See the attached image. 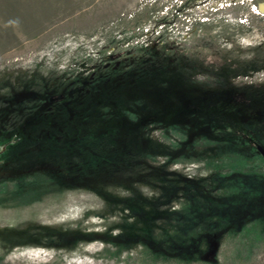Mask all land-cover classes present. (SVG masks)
I'll return each instance as SVG.
<instances>
[{"label":"rangeland","instance_id":"obj_1","mask_svg":"<svg viewBox=\"0 0 264 264\" xmlns=\"http://www.w3.org/2000/svg\"><path fill=\"white\" fill-rule=\"evenodd\" d=\"M263 90L264 0H0V264H264ZM196 202L210 260L116 243Z\"/></svg>","mask_w":264,"mask_h":264},{"label":"trees","instance_id":"obj_2","mask_svg":"<svg viewBox=\"0 0 264 264\" xmlns=\"http://www.w3.org/2000/svg\"><path fill=\"white\" fill-rule=\"evenodd\" d=\"M225 73V70L223 69L221 74ZM233 91V90H232ZM242 91V90H241ZM233 93V92H232ZM231 93V94H232ZM245 94H248L247 92H244ZM244 93L242 92L241 96L239 97L243 102H248L250 100L249 97L245 96ZM261 95L264 96V90L260 92ZM227 99L221 98V100H218V104L222 105L224 101H227L228 99L231 101H234V98L232 95L228 94ZM204 103V102H203ZM214 104V103H213ZM212 105V104H211ZM20 133L24 130L23 128L20 129ZM250 134L241 133L239 135L243 136V139L248 140L251 142L253 139L254 141L257 139L258 142L262 143L264 145V137L261 136L259 132H253L255 137L253 136V133L250 132ZM251 139H249V138ZM229 142V141H228ZM228 142H222L221 144L224 145L225 147V152L226 156L229 157V160L233 157H238V156H244L248 155L247 149H243L240 146H237L234 144V146H229ZM252 143V142H251ZM247 150V151H245ZM250 152V151H249ZM118 153V151L116 152ZM251 159H255V156L251 157ZM262 158H264L262 156ZM148 161H154L151 160ZM257 160V159H256ZM145 161V160H144ZM144 161L140 163L137 162L136 164L131 162H126L120 165L119 170L123 173L121 176L118 177V181H126L127 179L129 180L130 174L134 172L136 168H145L144 167ZM261 166V164H259ZM142 166V167H140ZM118 168L115 169V172L117 171ZM216 176V179L219 181H223V185L227 188H225V192L227 193L228 191L233 192L228 193L229 197L226 198L229 203L226 204L225 210L229 207L230 209L234 208L235 210H241L245 206L248 207L246 210H253V205L255 203L256 196L252 195L249 193L248 196H244L243 193L240 194L239 191L244 192L246 186L248 185V181L241 177H236L232 179H226L222 174L221 171L220 173L218 172ZM257 179V178H256ZM254 192V191H253ZM227 195V194H226ZM228 196V195H227ZM205 199V198H203ZM184 205V204H183ZM229 205V206H228ZM204 206L196 202V204H191L189 207H184L182 206L181 209L176 210V211H170V210H165V211H160L159 215L153 211L146 210L144 212H140L137 210L138 217L144 222L143 226L137 230L135 233H130L126 229H124L126 232L121 233L120 239H117L116 243L119 244L120 247H128L127 249H130V247L133 249L135 245V242L138 240L142 239L143 243L146 244L145 248H148V251H151L155 253L156 256L162 255L164 257H168L169 255L171 256H176V257H189L193 258L194 255L198 254L201 256L202 259L207 260L210 258V254L208 252L203 251L202 246H203V240H207V237L204 236L205 234L207 235V232L201 231L202 228L200 227L199 221L205 220L206 222L209 220L210 225L209 228L213 229L214 231L210 232V236L214 235L215 232L217 231L216 229H222L227 227V223L223 221H218L211 213L215 210H210L211 212L208 213V210H203ZM217 208V207H216ZM155 209L154 207L150 208ZM157 210V209H156ZM134 211V210H133ZM159 211V210H158ZM212 216V217H211ZM221 216V214L217 215L216 217ZM159 219V222L156 223L155 219ZM196 220L198 221L196 223ZM128 226V224H127ZM208 229V228H207ZM206 229V230H207ZM129 230V229H128ZM200 231L199 233L197 231ZM204 236V237H203ZM122 237V238H121ZM145 240V241H144ZM133 242V246H131V243ZM125 249V248H121ZM214 252V251H213ZM212 253V252H211ZM210 260V259H209Z\"/></svg>","mask_w":264,"mask_h":264},{"label":"water","instance_id":"obj_3","mask_svg":"<svg viewBox=\"0 0 264 264\" xmlns=\"http://www.w3.org/2000/svg\"><path fill=\"white\" fill-rule=\"evenodd\" d=\"M258 149H259L258 151H260V153L264 156V147L259 145Z\"/></svg>","mask_w":264,"mask_h":264},{"label":"flooded vegetation","instance_id":"obj_4","mask_svg":"<svg viewBox=\"0 0 264 264\" xmlns=\"http://www.w3.org/2000/svg\"><path fill=\"white\" fill-rule=\"evenodd\" d=\"M258 146H259V145H258ZM261 146H262V145H261ZM257 148H258V147H257ZM258 150H259V149H258ZM258 150H257V151H258ZM259 152H260V151H259ZM260 154H261V153H260ZM261 155H262V154H261ZM262 156H263V155H262ZM263 157H264V156H263Z\"/></svg>","mask_w":264,"mask_h":264}]
</instances>
